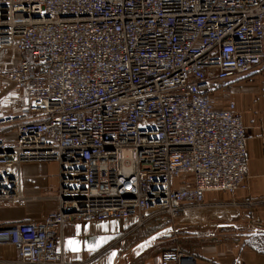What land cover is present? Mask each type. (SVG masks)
Masks as SVG:
<instances>
[{"label": "built area", "instance_id": "2783aa9c", "mask_svg": "<svg viewBox=\"0 0 264 264\" xmlns=\"http://www.w3.org/2000/svg\"><path fill=\"white\" fill-rule=\"evenodd\" d=\"M5 49L22 56L0 67L19 112L15 141L0 137V200H21L23 163L60 165L58 210L0 225L13 264H69L71 221L138 216L132 232L244 186L241 114L211 91L264 65V0H0ZM158 264L197 258L174 244Z\"/></svg>", "mask_w": 264, "mask_h": 264}, {"label": "crops", "instance_id": "0c3cea01", "mask_svg": "<svg viewBox=\"0 0 264 264\" xmlns=\"http://www.w3.org/2000/svg\"><path fill=\"white\" fill-rule=\"evenodd\" d=\"M8 50L12 56L5 57ZM21 56L16 50L1 51L0 67L12 69ZM211 94L218 108L234 102L241 114L248 155L244 186L234 192L207 191L203 205L186 208L173 222L156 217L132 232L138 216L71 221L62 228L60 238L67 263L158 264L172 244L163 234H168L165 229L173 223L194 228L186 230L191 235L187 233L182 241L191 248L187 251L196 256L197 264H264V65L230 77L223 88L214 83ZM17 98L14 84L0 76V137L10 142L16 139ZM9 117L12 120L6 121ZM21 178V200H0V225L40 221L59 208L58 162H25ZM15 257L12 244L0 245V264H13Z\"/></svg>", "mask_w": 264, "mask_h": 264}, {"label": "rangeland", "instance_id": "374dc122", "mask_svg": "<svg viewBox=\"0 0 264 264\" xmlns=\"http://www.w3.org/2000/svg\"><path fill=\"white\" fill-rule=\"evenodd\" d=\"M3 55L5 57L12 56L11 50L6 51V53H4ZM165 218L167 219L168 217H165ZM171 221L173 222L174 220H171ZM161 222H163V221H161ZM165 223H166V225H168V222H165ZM168 227H170V229H165V232L170 234V235H168V234H163V235L172 240L171 245L179 244L185 250L191 249L187 246V244L185 242L182 241V239H185L186 237H188L189 234L191 235V233H189L186 230L189 229L190 232H193V230H194L193 227L185 229V228H181V226L179 224H173V223H171V225L169 224ZM187 233H189V234H187Z\"/></svg>", "mask_w": 264, "mask_h": 264}, {"label": "trees", "instance_id": "16d2710c", "mask_svg": "<svg viewBox=\"0 0 264 264\" xmlns=\"http://www.w3.org/2000/svg\"><path fill=\"white\" fill-rule=\"evenodd\" d=\"M28 58H30L31 59V57L28 55Z\"/></svg>", "mask_w": 264, "mask_h": 264}]
</instances>
